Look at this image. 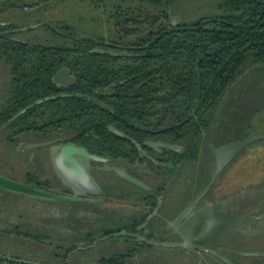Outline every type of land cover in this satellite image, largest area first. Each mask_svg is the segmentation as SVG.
<instances>
[{
    "label": "trees",
    "instance_id": "1",
    "mask_svg": "<svg viewBox=\"0 0 264 264\" xmlns=\"http://www.w3.org/2000/svg\"><path fill=\"white\" fill-rule=\"evenodd\" d=\"M43 1L52 0H0V16L34 8ZM93 1L101 5L105 0ZM134 1L168 10L175 0ZM219 1V13L179 25L171 23L167 10L148 16L151 28L125 44L132 47L121 51L126 56L110 52L107 44L112 42L105 37L81 35L67 23H45L42 27L49 38L38 43L18 40L24 26L0 24V60L10 72L0 98V135L16 144L25 135L45 140L62 137L64 142L110 159L122 156L123 146L134 145L131 139L142 136V140H159L172 135L174 141L189 140V151L183 158L196 161V139L211 125L212 113L230 85L245 66L264 65V0ZM114 17L126 37L139 31L132 27L134 24H143L122 7H117ZM62 68L75 76L70 86L54 81ZM109 86L111 93L105 91ZM123 133L131 139L124 138ZM28 179L40 189L51 186L49 180H40L33 173ZM253 221L255 230L264 227L260 225L264 222ZM118 225L100 228L99 236L89 233L78 242L88 246L100 238L127 240L122 232L131 230L130 226ZM22 234L42 240L41 236ZM79 243L69 248L63 261ZM130 248L127 255L115 252L96 262L128 264L127 257L140 249ZM212 255L224 264H264V256L238 255L234 259L224 251ZM0 264L48 263L0 253Z\"/></svg>",
    "mask_w": 264,
    "mask_h": 264
},
{
    "label": "rangeland",
    "instance_id": "2",
    "mask_svg": "<svg viewBox=\"0 0 264 264\" xmlns=\"http://www.w3.org/2000/svg\"><path fill=\"white\" fill-rule=\"evenodd\" d=\"M219 3V0H175L167 10L165 6L145 7L134 0H105L101 5L93 0H52L47 3L43 1L34 8L1 15L0 24L24 26L22 33L17 36L22 40L49 38L42 26L50 22L54 26L67 23L81 35L102 36L117 43H127L135 41V37L151 28L149 19L146 20L148 16L167 10L171 17L178 18L179 25L183 21L219 13ZM117 7L128 10L143 22L132 26L139 30L137 33L125 36L114 17ZM34 25L39 26L28 30V27ZM9 74V68L0 60V98L5 93L4 86ZM204 132L202 146L205 148L212 141L213 152L222 144L264 136V65L250 64L241 70L212 113L211 126ZM55 147L52 141L38 140L35 135L22 136L17 144L7 141L6 135H0V176L20 184H29L28 174L33 173L40 180H52V184H56L54 178H61L52 159ZM242 157L245 158L241 159ZM211 160L210 167L214 171L216 163L213 156ZM236 160L232 169L226 170V180H232V185L238 188L247 183H259L264 178V138L248 145ZM86 163L95 166L93 161L88 160ZM97 167L108 171L111 169L101 163ZM198 175L197 167L196 176ZM107 176L114 182V187L110 190L114 193L109 201H101L96 205L84 201L31 196L0 188V253L9 258L18 257L19 260L37 263L97 264L96 261L101 257L121 253L125 248L131 247L120 237L98 238L88 246L85 242H78L89 233L99 236L100 228L124 224L120 214L129 211L125 210L120 201L118 189L125 183L111 170ZM54 184L49 190L55 194H63L64 190ZM71 193L75 195V191L72 190ZM249 222L240 229L249 233L250 224H253ZM260 225L264 226L263 223ZM22 233L41 236L42 240H33ZM251 234L255 237L258 231L254 230ZM148 242L163 245L154 248L153 252H140L129 264H198L199 261L201 264H224L212 257V254H186V250L166 243L167 239L155 238ZM77 243L78 248L68 253V258L63 261L69 248ZM251 245L264 248V243L256 238L251 241ZM190 255L194 261L190 260ZM176 258H181V261Z\"/></svg>",
    "mask_w": 264,
    "mask_h": 264
},
{
    "label": "flooded vegetation",
    "instance_id": "3",
    "mask_svg": "<svg viewBox=\"0 0 264 264\" xmlns=\"http://www.w3.org/2000/svg\"><path fill=\"white\" fill-rule=\"evenodd\" d=\"M18 40L32 43L46 41V39L41 38ZM111 42L107 44L108 50L119 56H126L127 54L121 51L132 48L127 47L126 42ZM70 75L74 77V80L70 81L69 77H65L62 81L69 84L62 86L67 87L74 83L75 76L71 71ZM105 91L111 93L113 91L112 86L106 87ZM207 129L202 130L200 137L196 139V142H199V156L196 161L183 158L189 151L187 150L189 141L187 139L174 141L172 135H166L159 140L154 137H145L142 140V136L132 140L128 134L123 133L124 138L131 139L134 145L123 146V155L118 159L106 158V162L98 163L93 161L95 166L86 163L88 160H81L98 185L96 192L75 188L69 185L60 174L61 179L54 178L57 183L54 184L53 182V184L62 188L63 194L71 195L73 190L75 195L72 196L91 199L92 201L87 202L93 205L101 201H109L112 198L114 191L110 192V190L114 187V182L113 180L110 181L107 174L110 170L114 172L113 168L115 167L143 181L148 186V189H142L117 176L125 183L118 189L120 191L119 199L124 204L125 210L129 211L121 213V219L124 221V226L128 225L131 228L129 231L124 230L122 234L127 237L128 241L125 240V242L131 245L128 250L140 248L135 251L134 256L127 257L128 264L140 252L146 250L153 252L154 248L163 245L148 242V240L155 238L167 239L166 243H172L173 247L186 250V254H217L224 251L234 259L238 258V255L264 256V248H256L251 245V241L255 238L264 243V227L258 230L255 237L251 234L255 230L253 227L255 223L250 224L252 232L248 233V231L240 229L242 226L245 227V224L250 223L249 221L264 222V178L259 183H247L240 188L233 186L232 180H226V170L232 169L233 163L237 161L236 158L245 151L246 147L220 167L218 151L222 147L239 140L222 144L213 152L214 144L212 141L204 146L205 148L202 146L203 134ZM36 138L38 140L44 139L37 135ZM50 141L56 145L55 148L65 143H72L64 142L62 137ZM212 156L216 163L214 171L210 167ZM243 158L245 157L241 159ZM100 163L111 169L108 171L97 167ZM197 167L198 176H196ZM216 168H219L218 172ZM49 181L52 186V180ZM49 189L46 191H50ZM255 207L260 208L256 210ZM150 209L152 210L150 211ZM98 213H100L99 210ZM197 213H200L198 223L183 233L182 225ZM241 214L246 216L243 215L242 218H239ZM143 219L145 221L139 224ZM119 224L122 225V223ZM184 234L194 236L196 239L189 243ZM144 243L145 247H140ZM123 254H128L126 248ZM191 255L190 260L194 261ZM176 259L181 261V258ZM195 261L197 262V259ZM198 264L201 262L199 261Z\"/></svg>",
    "mask_w": 264,
    "mask_h": 264
},
{
    "label": "water",
    "instance_id": "4",
    "mask_svg": "<svg viewBox=\"0 0 264 264\" xmlns=\"http://www.w3.org/2000/svg\"><path fill=\"white\" fill-rule=\"evenodd\" d=\"M171 23L178 25L179 20L177 17H171ZM39 25H34L28 27V29H34ZM104 53H107L103 51ZM69 77L70 81L74 80V77L70 75V70L68 68L60 69L54 75V81L58 85H68L62 81L63 78ZM262 137L249 138L244 141H236L222 147L218 151L219 166L222 167L224 164L233 158L238 152L247 147L248 145L262 140ZM168 146V145H164ZM56 149V150H55ZM52 153V159L57 172L62 176V178L71 186L78 188L82 191L96 192L98 190V185L92 175L89 173L87 167L83 164L81 160H89L96 162H106L107 159L96 154L90 153L86 147L80 146L74 143H65L55 148ZM113 171L122 179L131 182L132 184L142 188L148 189V186L141 180L132 177L122 171L119 168H113ZM0 188L7 189L14 192H20L31 196H39L43 198H58L69 201H92L91 199L72 196L67 194H55L50 191L39 189L35 186L20 184L0 176ZM202 213V212H200ZM200 213L195 214L190 217L186 223L181 227L183 233L190 230V227L198 223V218H200ZM189 243H192L196 238L194 236H187L184 234ZM254 254V253H248Z\"/></svg>",
    "mask_w": 264,
    "mask_h": 264
}]
</instances>
